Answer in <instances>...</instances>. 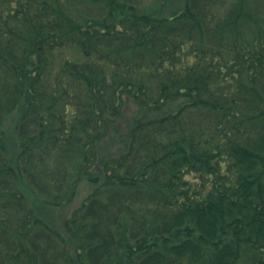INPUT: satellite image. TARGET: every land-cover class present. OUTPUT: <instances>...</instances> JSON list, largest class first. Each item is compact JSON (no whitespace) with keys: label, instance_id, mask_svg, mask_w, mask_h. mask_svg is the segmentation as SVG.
<instances>
[{"label":"trees","instance_id":"obj_1","mask_svg":"<svg viewBox=\"0 0 264 264\" xmlns=\"http://www.w3.org/2000/svg\"><path fill=\"white\" fill-rule=\"evenodd\" d=\"M180 6L76 26L0 0V264H264V0ZM82 180L62 232L33 221Z\"/></svg>","mask_w":264,"mask_h":264},{"label":"rangeland","instance_id":"obj_2","mask_svg":"<svg viewBox=\"0 0 264 264\" xmlns=\"http://www.w3.org/2000/svg\"><path fill=\"white\" fill-rule=\"evenodd\" d=\"M181 1L182 0H40L41 3L47 4L50 7L59 4L62 7L63 14L69 15L71 20L74 22V25L76 26H82L90 20H93L94 23L97 24L101 20L108 19L110 15L113 18H116L115 23L118 24V22L121 21L117 17L122 13V11L127 13L126 16H128V18H131L133 22L139 20V18L137 17L138 14L140 16L151 15L154 17L167 18L170 16H174V14L179 11L181 7ZM223 5L227 8L230 3H224ZM220 7L222 6L220 5ZM121 23L123 25L124 21H122ZM88 26L90 27L91 23H89ZM55 53L56 51L53 54L54 63L51 67L54 70L58 69L60 61L67 60L73 63L75 60L81 58L74 50L69 48L60 49L59 55H55ZM26 91L27 88L24 91V96L18 100V102L20 103L17 108L24 109V106H26V104L30 101H33L32 103H37L38 106L43 105V103L38 101V97L35 98L33 96L34 92H31L30 97L28 98ZM27 108L28 107L26 106V109ZM133 108H135V105L129 106L124 115L127 116L126 118H128V120L132 114L130 109L132 110ZM57 109H59L58 105ZM18 114L19 113L17 111L14 113H9V111L5 110L4 120L1 122L2 129L5 130L8 135L5 136L4 145L11 153H13L14 149V125H16ZM7 149H5V151H8ZM91 191V185L86 183L85 180H82L80 181L78 187L75 189V195L71 198V200L70 198H68L66 199L68 200L66 201V203H60L57 207H52L49 205L48 207L43 203L41 199H35L34 201V199H31L30 196L29 201L30 199L32 200L30 201V203L32 202V206L34 208L33 211L31 208V218L34 219L33 221H39L42 223H49L50 225H54L55 228H58L62 232V230L65 228L64 221L71 218V215L74 214L76 209L83 206L87 198H89ZM65 242L68 243V240L64 239L63 248ZM71 255V252H68L65 255V253H62L60 250L59 258H57V260L60 263L66 264ZM75 259L78 258H76L75 256ZM25 262L32 264V262L28 260H25Z\"/></svg>","mask_w":264,"mask_h":264}]
</instances>
